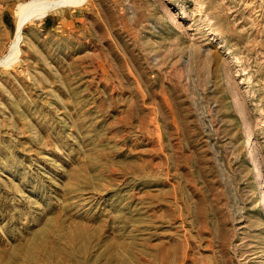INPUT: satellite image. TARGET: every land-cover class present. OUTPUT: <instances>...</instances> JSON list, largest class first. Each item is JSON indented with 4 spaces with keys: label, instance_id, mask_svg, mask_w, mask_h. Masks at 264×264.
Masks as SVG:
<instances>
[{
    "label": "rangeland",
    "instance_id": "obj_1",
    "mask_svg": "<svg viewBox=\"0 0 264 264\" xmlns=\"http://www.w3.org/2000/svg\"><path fill=\"white\" fill-rule=\"evenodd\" d=\"M31 1L0 0V264H264V0H81L17 35Z\"/></svg>",
    "mask_w": 264,
    "mask_h": 264
},
{
    "label": "bare ground",
    "instance_id": "obj_2",
    "mask_svg": "<svg viewBox=\"0 0 264 264\" xmlns=\"http://www.w3.org/2000/svg\"><path fill=\"white\" fill-rule=\"evenodd\" d=\"M81 0H33L27 4H25L19 11L18 13V34H20V30L22 29L23 25L25 24V22L28 20H32V19H40L41 17H43L45 14L54 11L56 9H58V7L60 6H64V5H74L75 3L80 2ZM18 37V36H16ZM17 45V44H16ZM15 48V47H14ZM13 48V49H14ZM14 51V50H13ZM12 51V52H13ZM10 55V54H9ZM6 58V57H5ZM1 59V60H5ZM8 58V57H7ZM250 142V141H249ZM248 144V143H247ZM250 144H253L252 142ZM249 146V145H248ZM251 146V145H250ZM255 146V145H254ZM247 148V147H246ZM250 148V147H249ZM248 148V149H249ZM255 148V147H254ZM253 149V147H252ZM256 150V149H255ZM253 151V150H252ZM251 151V152H252ZM254 154V153H253ZM251 156V163L253 165L256 164V160L257 157L256 155L252 154ZM249 158V157H248ZM258 162V161H257ZM255 168V166H254ZM257 168V167H256ZM255 171V170H254ZM257 173V171L255 172ZM261 203V202H260ZM262 203H264V200L262 201Z\"/></svg>",
    "mask_w": 264,
    "mask_h": 264
}]
</instances>
